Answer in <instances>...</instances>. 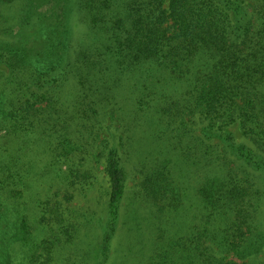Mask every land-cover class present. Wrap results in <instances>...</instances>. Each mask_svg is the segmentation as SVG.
I'll use <instances>...</instances> for the list:
<instances>
[{
  "label": "trees",
  "instance_id": "trees-1",
  "mask_svg": "<svg viewBox=\"0 0 264 264\" xmlns=\"http://www.w3.org/2000/svg\"><path fill=\"white\" fill-rule=\"evenodd\" d=\"M0 264H264V0H0Z\"/></svg>",
  "mask_w": 264,
  "mask_h": 264
},
{
  "label": "rangeland",
  "instance_id": "rangeland-1",
  "mask_svg": "<svg viewBox=\"0 0 264 264\" xmlns=\"http://www.w3.org/2000/svg\"><path fill=\"white\" fill-rule=\"evenodd\" d=\"M100 196V192H93L89 197L87 198H78L76 203H79L81 205H85V206H95L96 202L98 200ZM104 201V199H102V202Z\"/></svg>",
  "mask_w": 264,
  "mask_h": 264
}]
</instances>
